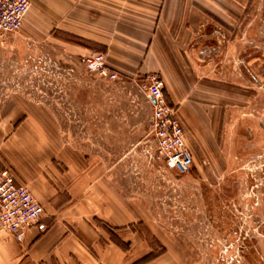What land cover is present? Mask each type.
I'll return each instance as SVG.
<instances>
[{"label":"crops","instance_id":"0c3cea01","mask_svg":"<svg viewBox=\"0 0 264 264\" xmlns=\"http://www.w3.org/2000/svg\"><path fill=\"white\" fill-rule=\"evenodd\" d=\"M29 1L23 38L0 33V170L10 169L44 211L21 240L0 233V264H191L176 243L141 260L150 251L141 232L143 224L150 227L149 209L141 195L118 182L116 169L100 154L73 145L74 135L64 127L79 109L69 98L78 90L64 84L78 79L74 68L87 55L101 52L118 73L106 82L137 84L149 73L163 79L192 168L195 158H232L236 140L255 152L256 114L264 109V87L257 84L264 83V72L249 64L246 84L225 81L224 56L235 46L223 32L233 24L226 16L239 14L240 0ZM49 63L56 69L49 70ZM124 91L135 118L114 114L110 93L108 102L85 109L94 113L93 125L103 127L94 135L114 133L115 117L120 126H144L151 135L149 100L141 91L135 104L134 92ZM233 94L239 104L246 95L249 111L241 118L231 106L224 108Z\"/></svg>","mask_w":264,"mask_h":264},{"label":"rangeland","instance_id":"374dc122","mask_svg":"<svg viewBox=\"0 0 264 264\" xmlns=\"http://www.w3.org/2000/svg\"><path fill=\"white\" fill-rule=\"evenodd\" d=\"M240 4L239 14L226 16L227 23L233 24H226L223 32L225 42L232 39L235 46L226 49L230 54L224 56L225 81L230 85L248 82L249 64L256 72H264V0H240ZM22 32L21 28L4 38H23ZM48 69L55 70L56 64L49 63ZM74 69L78 79L64 80V85L78 90L68 97L74 98L79 109L71 112L64 130L74 135L73 145L100 154L105 165L115 168V178L129 194L136 192L143 198L151 222L150 227L143 224L141 228L144 246L150 248L141 260L176 243L191 264H264V109L256 114L255 152H248L254 147H248L247 141L236 140L232 158H195L194 167L179 174L156 158L144 126L123 127L115 117L114 133L94 135L103 127L93 125L89 115L94 113L85 110L88 103L108 102L112 93L113 113L135 118L124 89L134 92L136 104L143 96L138 85L106 82L89 73L83 63ZM261 87L264 83L257 84ZM243 99L239 104L237 95H228L224 108L231 106L235 117L241 118L249 111L246 95Z\"/></svg>","mask_w":264,"mask_h":264},{"label":"built area","instance_id":"2783aa9c","mask_svg":"<svg viewBox=\"0 0 264 264\" xmlns=\"http://www.w3.org/2000/svg\"><path fill=\"white\" fill-rule=\"evenodd\" d=\"M29 6V0H0V33L19 30ZM83 64L89 73L99 78H118V73L106 64L101 52H91ZM137 85L151 104L149 129L156 158L171 171L188 172L193 166V155L177 108L166 101L163 79L149 73ZM43 211L26 184L18 182L10 169L0 170V233L8 232L16 240H21L27 228L38 222Z\"/></svg>","mask_w":264,"mask_h":264}]
</instances>
